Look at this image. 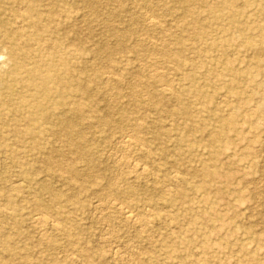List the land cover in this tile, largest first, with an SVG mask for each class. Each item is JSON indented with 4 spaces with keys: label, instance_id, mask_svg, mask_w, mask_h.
Instances as JSON below:
<instances>
[{
    "label": "rangeland",
    "instance_id": "obj_1",
    "mask_svg": "<svg viewBox=\"0 0 264 264\" xmlns=\"http://www.w3.org/2000/svg\"><path fill=\"white\" fill-rule=\"evenodd\" d=\"M0 32V264H264V0H0Z\"/></svg>",
    "mask_w": 264,
    "mask_h": 264
},
{
    "label": "bare ground",
    "instance_id": "obj_2",
    "mask_svg": "<svg viewBox=\"0 0 264 264\" xmlns=\"http://www.w3.org/2000/svg\"><path fill=\"white\" fill-rule=\"evenodd\" d=\"M22 18V17H21ZM150 19V18H149ZM26 21V19L24 20L23 18L22 19H20L17 23H23V26H22V29H24L25 28V26H24V22ZM156 21V20H155ZM37 22L38 21H31L30 22V24H29V26L27 27V28H25V30L27 31L28 29H34V27H36L37 26ZM149 25H152V26H156L157 24H155V22H154V20L152 19V20H149ZM24 32V31H23ZM1 33V32H0ZM30 35H27L26 33H22L21 35H20V38L22 37V38H26V37H29ZM19 42V41H18ZM34 46H35V48H34V50H35V52H39V51H41L42 50V47H41V45L39 44V43H36V44H34ZM5 52V51H4ZM150 75H151V73H150ZM151 77V76H150ZM170 89V88H169ZM163 90H165L164 88H163ZM170 91V90H169ZM39 102L36 104V106L35 107H33V109H32V113L35 115V116H47L48 114H49V112H50V106H49V99H48V97L46 96V94H43V95H39ZM73 113H75V111L73 112ZM141 123V122H140ZM132 124V123H131ZM138 128H139V126H138ZM140 129V128H139ZM137 131V130H136ZM135 131V132H136ZM132 134V133H131ZM131 138H133V136H131L130 134H125L124 136H122L121 137V141H120V144L122 145V146H124V147H131V145H132V140H131ZM134 141V140H133ZM125 158V157H124ZM135 164V163H134ZM137 164V163H136ZM135 164V165H136ZM139 165V164H138ZM141 166V165H140ZM147 168V167H146ZM143 169V168H142ZM141 168H139V166H134L133 167V170H134V172L135 173H139V174H141V173H144L146 170H142ZM133 172V171H132ZM209 175V174H208ZM210 177V176H209ZM178 178V177H177ZM174 179V178H173ZM118 183L119 182H112L111 183V189H112V194L113 195H115L116 197H118L120 194H122L123 192H125L126 190H123L122 191V193L120 192V188L118 187ZM136 186H132L131 188H132V192L131 193H134V194H136V192H137V188H135ZM166 190H168V189H166ZM171 192V191H170ZM152 198H153V196H152ZM113 203H115V202H113ZM112 203V207H111V209H113V210H115V211H118L120 214L121 213H123L125 216H126V218L128 219V220H131V221H135V215L136 214H134V213H131V212H129L128 210H126L125 208H123V206H120V205H118V204H113ZM56 208V207H55ZM58 208V207H57ZM106 208V207H105ZM107 208H108V206H107ZM102 209V208H101ZM134 214V215H133ZM124 216V217H125ZM148 216V215H147ZM142 217H144V216H142ZM142 217H140V218H142ZM149 217V216H148ZM148 217H146V218H148ZM46 218V217H45ZM43 216H39L38 218H35V222H36V224H38V225H40V226H42V227H45V228H52V227H55L56 225V223L55 224H52V223H50L49 221H47V220H50V219H48V218H46L45 219ZM107 218V217H106ZM139 218V217H138ZM137 218V219H138ZM145 218V219H146ZM143 219V218H142ZM141 219V220H142ZM149 219H151V218H149ZM34 220V219H33ZM148 220V219H147ZM137 221V220H136ZM152 221V220H151ZM150 221V222H151ZM132 223H135V222H132ZM37 225V226H38ZM146 225V224H145ZM151 226V225H150ZM57 227H58V225H57ZM59 228V227H58ZM143 228V227H142ZM43 230V229H42ZM43 232V231H42ZM41 232V233H42ZM48 232V231H47ZM41 235H44V236H46L44 233H42ZM43 238V237H42Z\"/></svg>",
    "mask_w": 264,
    "mask_h": 264
}]
</instances>
